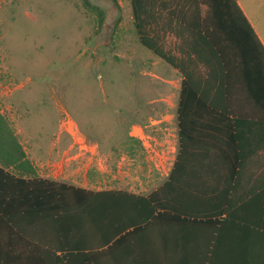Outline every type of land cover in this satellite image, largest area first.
I'll list each match as a JSON object with an SVG mask.
<instances>
[{"label":"trees","instance_id":"obj_1","mask_svg":"<svg viewBox=\"0 0 264 264\" xmlns=\"http://www.w3.org/2000/svg\"><path fill=\"white\" fill-rule=\"evenodd\" d=\"M82 3L96 13L101 26L100 7L89 0ZM129 3L139 43L182 77L175 113L177 153L158 195L168 200L173 191L184 192L187 184L180 179L205 171L229 178L232 182L226 190L237 192L238 182L253 175L243 165L258 150L254 134L264 131V48L237 0ZM165 32L180 38L179 56L160 46L159 34ZM12 133L0 115V264H8L12 253L24 248L28 254L46 248L55 264H91L88 239L110 242L137 221H152L154 211L170 210L169 202H155L156 194L148 198L92 195L64 182L39 178ZM203 139L209 147L198 145ZM255 191L252 187L246 192ZM137 203L144 215L132 219L126 214L138 213ZM50 237L61 239L62 248L53 249ZM73 237L85 242L83 250H69L66 241ZM56 248L60 256L54 255Z\"/></svg>","mask_w":264,"mask_h":264},{"label":"rangeland","instance_id":"obj_2","mask_svg":"<svg viewBox=\"0 0 264 264\" xmlns=\"http://www.w3.org/2000/svg\"><path fill=\"white\" fill-rule=\"evenodd\" d=\"M89 1L101 26L82 0L0 1V115L37 176L65 159L83 181L92 155L107 169L164 175L177 153L182 77L139 43L129 0ZM159 36L179 56L180 38ZM50 169L42 174L59 172ZM88 174L90 185L111 186Z\"/></svg>","mask_w":264,"mask_h":264},{"label":"crops","instance_id":"obj_3","mask_svg":"<svg viewBox=\"0 0 264 264\" xmlns=\"http://www.w3.org/2000/svg\"><path fill=\"white\" fill-rule=\"evenodd\" d=\"M237 2L264 48V0ZM254 135L258 138V150L243 165L252 170L253 175L240 180L241 187L234 193L226 190L227 184L232 182L229 178L212 177L205 171V174L187 175L180 179L187 184L184 192L173 191L169 199L164 200L163 194L158 195V189L166 183L175 158L168 173L159 176L147 172L141 174L142 171L133 176L126 166L121 169L120 165L107 169L101 159L96 162L92 155L83 168V181L78 179L82 171L78 162L65 159L41 165L44 170L57 165V175L54 172L53 176L42 174L43 170L38 177L64 182L92 195L119 193L131 198H148L156 194L154 200L158 205L169 202V211H154L152 221H137L120 238L110 242L88 239L86 251L91 264H264V192L258 191L264 190V131L258 130ZM205 142L203 139L198 145L209 147ZM152 163L157 169L158 165ZM194 164L213 166L212 162L194 161ZM90 171L97 176L95 184L105 177L111 186L90 185ZM252 187H255V192H246ZM137 206L138 213L126 215L132 219L142 217L144 214H140L138 203ZM49 240L54 244L53 249L55 246L62 248L63 241L58 237H50ZM66 243H70L69 250L75 252L83 250L81 246L85 242L73 237ZM60 248H56L55 256L61 255ZM26 250L13 252L8 264H55L53 255L46 248L34 254H28Z\"/></svg>","mask_w":264,"mask_h":264}]
</instances>
